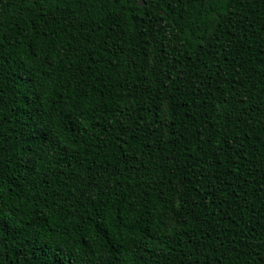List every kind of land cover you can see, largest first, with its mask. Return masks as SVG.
Segmentation results:
<instances>
[{
  "label": "trees",
  "instance_id": "16d2710c",
  "mask_svg": "<svg viewBox=\"0 0 264 264\" xmlns=\"http://www.w3.org/2000/svg\"><path fill=\"white\" fill-rule=\"evenodd\" d=\"M0 0V264H264V0Z\"/></svg>",
  "mask_w": 264,
  "mask_h": 264
},
{
  "label": "snow or ice",
  "instance_id": "6c2138e0",
  "mask_svg": "<svg viewBox=\"0 0 264 264\" xmlns=\"http://www.w3.org/2000/svg\"><path fill=\"white\" fill-rule=\"evenodd\" d=\"M2 225H0V229H2ZM58 264H65V262H64V260L62 259V257L61 258H59L58 259ZM67 264H82V262L80 261V260H69L68 262H67Z\"/></svg>",
  "mask_w": 264,
  "mask_h": 264
},
{
  "label": "water",
  "instance_id": "95a60500",
  "mask_svg": "<svg viewBox=\"0 0 264 264\" xmlns=\"http://www.w3.org/2000/svg\"><path fill=\"white\" fill-rule=\"evenodd\" d=\"M138 5H142L144 3L143 0H137Z\"/></svg>",
  "mask_w": 264,
  "mask_h": 264
}]
</instances>
